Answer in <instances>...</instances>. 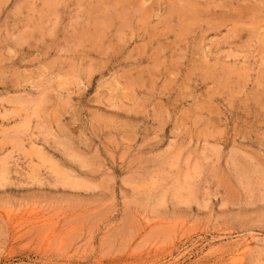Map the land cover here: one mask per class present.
Instances as JSON below:
<instances>
[{
	"label": "rangeland",
	"instance_id": "1",
	"mask_svg": "<svg viewBox=\"0 0 264 264\" xmlns=\"http://www.w3.org/2000/svg\"><path fill=\"white\" fill-rule=\"evenodd\" d=\"M0 264H264V0H0Z\"/></svg>",
	"mask_w": 264,
	"mask_h": 264
}]
</instances>
